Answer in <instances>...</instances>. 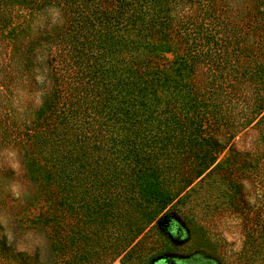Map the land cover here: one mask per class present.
<instances>
[{
  "label": "trees",
  "instance_id": "1",
  "mask_svg": "<svg viewBox=\"0 0 264 264\" xmlns=\"http://www.w3.org/2000/svg\"><path fill=\"white\" fill-rule=\"evenodd\" d=\"M232 1L0 0V27L13 52L28 38L22 65L44 90L30 137L49 151L59 193L99 190L105 251L120 264L144 257L154 214L204 198V185L210 193L215 170L245 220L237 264H264V192L249 203L241 182L264 185V146L235 140L249 126L264 129V0ZM53 8L62 24L46 16Z\"/></svg>",
  "mask_w": 264,
  "mask_h": 264
},
{
  "label": "rangeland",
  "instance_id": "2",
  "mask_svg": "<svg viewBox=\"0 0 264 264\" xmlns=\"http://www.w3.org/2000/svg\"><path fill=\"white\" fill-rule=\"evenodd\" d=\"M234 3L243 6L248 2L234 0ZM51 10L46 16L50 17ZM17 15L16 20L22 17ZM6 30L0 27V221L7 220V229L15 240L9 246L5 229L0 225V264H120L121 256L115 250L105 251L108 242L102 229L99 203L103 197H99V190L85 186L83 197L74 195L71 187L59 193L58 180L52 170L46 171L53 168L52 161L44 165V157L50 158L49 151L37 145L39 139L30 137L28 126L44 90L33 84L34 80L29 82L22 65V48L28 38L20 36L19 49L13 52L14 44ZM40 64L42 68L37 69L35 76L38 82L46 77V65L44 61ZM234 106L238 112L240 104ZM246 129L235 136L237 146L261 149L264 129L250 126ZM5 149H15L19 154L21 167L16 174L10 169ZM226 157L224 150L217 161ZM210 181V193H204L207 185L199 191L204 198L191 195L154 214L146 229L144 257H133L127 264H237L245 220L233 209L232 202L239 196L223 178L222 171L215 170ZM17 182L26 188L20 199L9 192L10 185ZM241 182L247 185L243 187L244 199L263 197V184L255 189L246 179ZM92 194L97 197H90ZM115 227L109 224L107 231L115 232ZM29 233L32 242L39 246L18 252V244H28L25 237ZM109 241L115 243L113 238Z\"/></svg>",
  "mask_w": 264,
  "mask_h": 264
},
{
  "label": "clouds",
  "instance_id": "3",
  "mask_svg": "<svg viewBox=\"0 0 264 264\" xmlns=\"http://www.w3.org/2000/svg\"><path fill=\"white\" fill-rule=\"evenodd\" d=\"M50 18L53 24H62L63 23V17H62V13L59 9L57 8H53L50 13ZM5 154L7 155V157L9 158V160L11 161L10 163V169L16 174V172L18 171V169L21 167L20 165V161L18 159V152L15 149H5ZM244 187H247V185H244ZM9 192L11 193V195L15 198V199H20L26 192V188L23 184L21 183H13L12 185H10L9 187ZM249 203H255V200L252 199L249 201ZM0 225H2L5 229L4 231V237H6L7 239V243L9 246L12 245V243L15 240L14 235L7 229V220H3L0 221ZM25 239L28 241V244H18L17 245V251L18 252H27L29 247H38V244H34L32 242V238H31V233H29ZM31 254V253H29Z\"/></svg>",
  "mask_w": 264,
  "mask_h": 264
}]
</instances>
